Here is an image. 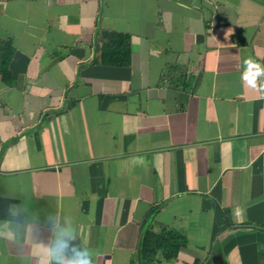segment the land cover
<instances>
[{
	"label": "crops",
	"instance_id": "obj_1",
	"mask_svg": "<svg viewBox=\"0 0 264 264\" xmlns=\"http://www.w3.org/2000/svg\"><path fill=\"white\" fill-rule=\"evenodd\" d=\"M115 33L127 66L101 62ZM0 264H39L49 214L94 264H264V0H0Z\"/></svg>",
	"mask_w": 264,
	"mask_h": 264
},
{
	"label": "trees",
	"instance_id": "obj_2",
	"mask_svg": "<svg viewBox=\"0 0 264 264\" xmlns=\"http://www.w3.org/2000/svg\"><path fill=\"white\" fill-rule=\"evenodd\" d=\"M13 55L12 44L9 41L0 40V76L6 83L9 82V65ZM100 58L102 63L110 66L129 65L131 61L130 36L115 33L112 41L103 46ZM186 246V237L174 230L162 228L157 233L152 229H145L138 245L137 264H152L159 256L168 262L175 260L180 250Z\"/></svg>",
	"mask_w": 264,
	"mask_h": 264
},
{
	"label": "clouds",
	"instance_id": "obj_3",
	"mask_svg": "<svg viewBox=\"0 0 264 264\" xmlns=\"http://www.w3.org/2000/svg\"><path fill=\"white\" fill-rule=\"evenodd\" d=\"M240 78L248 88L264 93V65L251 57L244 59ZM47 222L52 237L39 264H94L91 249L72 243L77 238V228L71 217L65 216L61 220L49 214Z\"/></svg>",
	"mask_w": 264,
	"mask_h": 264
}]
</instances>
